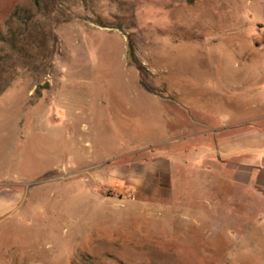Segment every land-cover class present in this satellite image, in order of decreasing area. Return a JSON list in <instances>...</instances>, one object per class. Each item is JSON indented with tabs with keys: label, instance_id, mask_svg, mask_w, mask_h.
<instances>
[{
	"label": "rangeland",
	"instance_id": "rangeland-1",
	"mask_svg": "<svg viewBox=\"0 0 264 264\" xmlns=\"http://www.w3.org/2000/svg\"><path fill=\"white\" fill-rule=\"evenodd\" d=\"M18 7L48 49L0 97V264H264V0Z\"/></svg>",
	"mask_w": 264,
	"mask_h": 264
},
{
	"label": "trees",
	"instance_id": "trees-1",
	"mask_svg": "<svg viewBox=\"0 0 264 264\" xmlns=\"http://www.w3.org/2000/svg\"><path fill=\"white\" fill-rule=\"evenodd\" d=\"M74 0H34L36 8L45 10L43 17L52 15L64 4ZM94 3V0H90ZM41 17L26 7H18L6 22V30L0 28V97L12 86L17 73L32 64L35 59L34 50L48 49V33L42 27ZM121 21L123 19H120ZM97 25L102 28H116L124 30L126 26L120 22L116 27L98 20ZM130 57L138 64L134 42H130ZM143 70V66H141Z\"/></svg>",
	"mask_w": 264,
	"mask_h": 264
}]
</instances>
